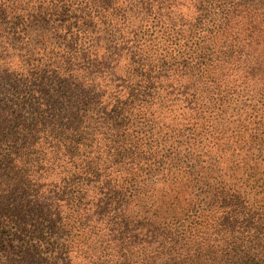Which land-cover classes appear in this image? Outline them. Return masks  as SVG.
Wrapping results in <instances>:
<instances>
[{"label": "trees", "instance_id": "1", "mask_svg": "<svg viewBox=\"0 0 264 264\" xmlns=\"http://www.w3.org/2000/svg\"><path fill=\"white\" fill-rule=\"evenodd\" d=\"M0 264H264V0H0Z\"/></svg>", "mask_w": 264, "mask_h": 264}]
</instances>
